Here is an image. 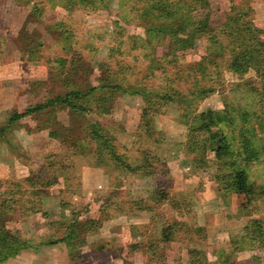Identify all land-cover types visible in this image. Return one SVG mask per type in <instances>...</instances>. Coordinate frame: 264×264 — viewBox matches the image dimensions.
Returning a JSON list of instances; mask_svg holds the SVG:
<instances>
[{"label": "rangeland", "instance_id": "1", "mask_svg": "<svg viewBox=\"0 0 264 264\" xmlns=\"http://www.w3.org/2000/svg\"><path fill=\"white\" fill-rule=\"evenodd\" d=\"M153 1L7 0V4L4 3L2 7L5 14L0 9L1 27L6 29L3 30L7 35L12 31L14 55L33 63V76L21 83L33 95L28 105L41 103L58 93L64 94L72 87L94 88L85 111L73 112L67 108L56 110V122L49 121L44 132L41 131L43 129L38 130L37 125L43 123L50 114L44 110L37 114H28L31 123L29 128L39 131L41 137H33L30 145L27 143L21 146L15 140L13 144L8 143L18 156L27 160L31 170L44 168L40 171V179H50L59 170H64L65 174L58 176L57 182L49 189L57 193L60 200L63 198L67 203L69 200L77 203L72 207L74 212L70 213L73 216L76 214V217H71L69 221L73 219L80 224L82 219L91 215L99 217L100 212L106 216L111 210L100 211L101 200L113 202V198L117 196L146 198L159 184L169 188L177 196L179 194V199H187L192 205L191 210L185 211L176 210L174 207L171 209V205L165 202L158 205L156 211L167 219H187L189 223H194L195 220L203 221L205 218L206 222H211V215H216L214 220L228 221L234 216L235 207L244 199V195L241 192H219L216 183L208 176L213 168L197 169L201 179L193 188L198 191L197 194H203L200 199L194 192L182 193L173 188L174 176L178 174L174 168L181 166L180 159L189 162L187 158H180L183 156L182 145L185 141L180 139H185L193 115L208 108L230 110V116L226 117L224 113L218 128L227 136L233 152H240L246 133L251 143L258 147L260 157L251 161L247 173L249 179L256 184L264 183V62L259 63L255 59L252 61L248 57L250 52L242 53L244 46L251 43L257 55H264V0H166L176 3L180 12H187L193 20L205 19L207 29H212L209 35L214 34L212 40H209L208 35L200 36L193 47L175 50L173 39L168 34L155 36L146 32L151 25L172 21V18L156 17L158 11L151 8ZM247 29L253 30L250 41L247 39ZM234 32L239 35V41L235 40ZM240 63L243 67L248 64L245 71L235 70ZM109 74L115 79L112 83L118 85L100 86L99 80ZM197 89L208 92L201 98L200 94L197 96L195 92L191 93ZM163 93L171 95L163 109L165 111L161 112L159 107V112L155 113V107H152L145 118L152 117L156 129H161L160 117L170 121L172 124L168 132L170 134L171 131L173 139L167 144L163 141L160 144L161 141L156 140L149 143L150 139L142 136V131L138 132V122L141 121L143 109L147 107L146 99L157 102L158 96ZM187 97L195 108L193 112L185 115L187 103L182 102V99ZM99 105L106 110L104 113ZM90 122L99 123L111 132L115 141H119L116 143L118 150L127 154V159L131 162H140L139 149L142 150L146 144L164 162L153 164L155 175L107 171L105 166L94 163L93 151L85 155L75 153L63 136L59 139L49 135V130L60 133L64 128L70 137H83L88 134ZM26 123L28 122H24L25 125ZM149 132H152L151 129ZM165 133L167 131L164 135ZM137 134L142 136L138 140L135 138ZM16 137L15 135V139ZM49 151H52L53 156L48 155ZM68 163L72 165V169L69 170V166L62 169ZM166 168L169 173L164 172ZM201 184L210 191L207 193L201 189ZM84 187H87V195L86 192L83 193ZM25 188L29 191L35 190L30 185ZM57 194L54 196L56 201ZM202 199L211 208L210 211L201 212ZM255 204L256 210L250 216L264 217V193L256 198ZM11 212L3 214L5 222V217ZM242 216L236 218L244 223L247 215ZM118 219L123 218L117 217L114 222L115 235L122 231L123 222L118 223ZM57 221L60 222L57 226L61 229H65L70 223L68 218ZM233 223L231 230L240 227ZM227 225L228 223L224 226ZM10 226L9 228L6 225L16 234L14 225L10 223ZM137 226H132L131 234L145 231L144 224ZM214 230L209 229L212 235L210 240L206 238L201 241L196 236L199 241L195 244L206 250L208 259L212 260L223 251L230 253L236 264H264L263 252L256 251V258H253L249 249L247 250L249 244L232 243L233 234L230 232L231 235L223 238L224 240L217 239ZM225 231H230V228ZM186 244V241L172 240L165 245H154L156 257H149L148 264H189ZM123 246L124 242H120V249ZM241 249L243 252L236 255L235 250ZM125 251L126 254L124 251L119 252L123 256L125 254L124 264H147L146 256L128 249Z\"/></svg>", "mask_w": 264, "mask_h": 264}, {"label": "trees", "instance_id": "2", "mask_svg": "<svg viewBox=\"0 0 264 264\" xmlns=\"http://www.w3.org/2000/svg\"><path fill=\"white\" fill-rule=\"evenodd\" d=\"M156 8L158 11L156 17L163 16L165 19L172 18V21L157 23L151 25L150 28L146 29L147 34L150 35H165L168 34L173 39V47L175 49L191 48L195 44V41L200 36L208 35L209 40L214 38V34L209 35L210 30L207 29V21L204 20H193L189 14L185 11L180 12V7L176 3L167 2L166 0H154L151 8ZM148 9L145 10L147 12ZM253 30L247 29V39L250 41L253 36ZM235 33V40L239 41L240 37ZM252 35V36H251ZM216 40V39H215ZM245 44H241L244 46ZM23 48V47H22ZM245 50L242 53L250 52L249 58L253 61L262 63L264 62V55H257L254 52V46H244ZM233 51L235 50L232 49ZM260 56V57H259ZM235 64V61H233ZM235 70L245 71L247 66L236 65ZM116 71H113V73ZM112 73V74H113ZM109 74L99 80L100 86H112L116 87L118 84L112 83L114 79L113 75ZM112 84V85H111ZM264 90V84L262 85ZM94 88L88 87V89H78L72 87L68 92L64 94H55L51 98H46L41 103H35L28 105L23 111L17 112L12 111L5 121L0 124V134L2 131L11 125H17L20 117L27 114H37L39 111L44 110L45 113H53L49 115L43 123L37 125V129L47 128L46 124L49 121L56 122L55 112L56 110L67 108L73 112H83L88 107L86 103L92 95ZM202 98L208 90L197 89L192 91ZM144 95V93H143ZM194 95V94H193ZM145 96V95H144ZM170 96L168 93H163L158 96L157 102H150L146 99L147 107L143 109L142 115L139 120V131H142V136L145 135L146 139L152 141H163L165 139L164 131L162 129H156L154 127V121L152 117L145 118L150 109L153 112H161L169 100ZM181 100V99H179ZM186 101L187 108L184 109V114H189L194 111V108L190 103L191 99L188 97L182 99V102ZM197 99L195 100V102ZM106 111L101 105L99 108ZM160 107V108H159ZM230 116V110L210 109L203 112H199L193 115L192 120L188 126V133L185 137V141L182 146V152L185 158L189 160L193 169H212L209 171V178L212 179L217 186V190L221 193L224 192H241L244 195V200L238 207V213H252L256 210L255 200L264 193V183L256 184L255 181L250 180L247 173V168L251 161L258 160L260 157V150L258 147L251 143L247 133L241 142V150L239 153H235L230 148V142L226 139V135L222 132L218 125L224 118ZM244 114V113H243ZM241 114V115H243ZM244 116V115H243ZM216 129H213V128ZM64 129V128H63ZM61 130L57 133L55 130H49V135L55 138L61 139L63 136L64 140H68L69 144L74 148L75 153L85 155L93 151L95 161L94 163L98 166H105L107 171L114 172H131V173H142L145 175H155V169L153 164H162L164 161L157 157V154L151 149L149 144H146L140 151V162H131L127 159V154H123L117 148L119 141H115L112 133L107 129H104L99 123L90 122L86 136L83 137H70L66 134L65 130ZM151 129V133L149 130ZM248 131V129H247ZM71 135V134H70ZM139 134L135 136L138 140L140 139ZM148 136V137H147ZM62 139V140H63ZM138 148V147H137ZM136 148V149H137ZM47 155V153H46ZM49 156H53L52 151H49ZM46 157V156H45ZM49 162V161H48ZM69 164V163H68ZM69 166V170L72 169V165L65 164L62 169ZM44 168L39 167L37 170H30L29 174L18 179H5L2 183L5 186L3 195L0 198V263L7 260L8 258L18 254L22 249L28 246V242L20 240L16 234L11 232L6 227L4 220V213L18 210L20 216H26L33 214L41 210L40 199L42 196L49 193V187L57 182L58 176L65 174L64 170H59L50 179L43 177L40 171ZM169 173L166 168L164 172ZM26 185L33 186L35 190L29 191L25 187ZM64 187H66L64 183ZM65 190V188H64ZM18 194V195H17ZM21 195V196H20ZM114 201L103 200L100 205V211L111 210L108 215L103 216L100 212L99 217L87 218L83 221H73L66 225L68 228L66 234L62 237L69 243V249H71V259L78 255V247L85 243V235L88 233L96 232L101 226L102 221L119 215L121 213L136 214V215H147L150 222L144 226L148 229L147 240L145 242H130L127 244L128 251H134L138 248H142L148 253L147 264L149 263V257H156L155 246L165 245L170 243L172 240L186 241V248L188 252L189 264H236V261L232 258L230 253L221 252L216 255L212 260L208 259L206 250L197 246L195 242L199 241L196 236L200 237L201 241L206 240L207 232L203 225L196 223H189L184 219L169 220L156 211V207L164 202H168L176 210L180 208L188 209V203L186 199H179L177 194L170 191L169 188H165L164 185L155 186L151 192H149L146 198L141 196H127L121 198L117 196L113 198ZM63 206L69 204L65 199H61ZM191 210V209H189ZM102 211V212H103ZM79 226H78V225ZM244 232L242 235L236 237L233 243H248L251 247L257 250H264V217H250L244 225ZM155 245V246H154ZM80 257V256H79ZM78 257V258H79ZM253 258H256L254 255ZM161 264V263H158Z\"/></svg>", "mask_w": 264, "mask_h": 264}, {"label": "crops", "instance_id": "3", "mask_svg": "<svg viewBox=\"0 0 264 264\" xmlns=\"http://www.w3.org/2000/svg\"><path fill=\"white\" fill-rule=\"evenodd\" d=\"M6 1L7 0H0L1 10L3 9L2 7L4 6V3ZM3 13L5 14V10L3 11ZM3 29L4 28L0 25V124L5 121V119L12 111L15 110L17 112H20L27 108L29 99L32 98L31 96L33 95H31L29 89H24L21 83H23V81H28L31 78L30 76H33L34 74V71L31 69V66H33L31 65L33 64L31 61H23L18 56L14 55L12 51V47L14 46L12 43V31L7 28L8 31L10 30V34L7 35V33L4 32V30L6 31V29ZM24 122L28 123H26L25 125ZM134 124H136V122ZM159 124L164 132L167 131V133H165V139L163 140V142L167 144L170 139H173V134L171 135V131L170 134L168 132V129L170 128V125L172 123L170 124V121H167L166 119H163V117H160ZM30 126L31 123L29 120V115L27 114L19 118L17 125L6 127L2 131V135L0 134V198L3 191L5 190V186L2 183L3 180L21 178L28 175L31 170L30 164L27 162V160H25L23 157L18 156L15 150H12L11 147L8 146L9 142H11L12 144L14 143L13 140H15V142H17L19 145L21 144V146L27 143L30 145L29 142L32 141L33 137H41L39 131L31 130L29 128ZM41 131L44 132V129ZM14 134L17 136V139H15ZM180 140L184 141V139L182 138ZM163 142L161 141L160 144H162ZM180 158L185 157L183 155ZM180 160L181 166H177L178 168H174V171H176L178 174L174 176L173 182L175 183V185L173 188L176 189L177 192L182 193L187 191H190L192 193L194 192L197 198L199 197L200 199L203 194H197L198 191L193 188V185L199 183V180L201 179H199L200 174L197 172V170L195 171L193 169L190 162H184L182 161V159ZM201 186V189L207 191V193L208 191H210L206 189V187L204 189L203 184H201ZM87 191V187H84L83 193L86 192L87 195ZM238 192L239 191H237V193ZM55 194L57 193L51 192V189H49V193L47 195H44L40 200L41 210L39 212L28 214L22 217L19 215L18 211H12L7 215V217H5L7 227L10 228V223H12L15 229V231H13L16 233L20 240L27 241L28 246L22 249L18 254L8 258L0 264H124V256L126 254L125 249H127V244H129L130 242L140 243L147 240V236L145 235L148 232V229H146L143 233L137 234H131L130 229H132V226L136 227L137 225H147L150 222L149 217L144 214L129 215L121 213L104 220L103 224H101L96 232L86 234L85 243L78 247L79 253L76 254L78 255V257H80L78 258L74 255V257H72L71 259V249H69V243L65 240H62V237L66 234L68 228L66 226L65 229H61L60 227H58V223L60 222L57 220H60L61 218H68L69 221L71 217H76V214H74L73 216V214L70 215V213L74 212L72 207L77 203L69 200V204L63 206L62 200H60L58 194L57 201L54 200ZM227 194L229 195V193ZM212 195L216 197V194L213 193ZM179 196L180 195L178 194V197ZM203 200L204 199H202L201 201V212L210 211L211 208H208L207 203H204ZM243 200L244 199H241V201L237 203L233 214L234 216H231V218L228 219V221L232 223L236 221V223L233 224H239L240 227H237L235 229L233 228V230H231L232 223L228 222L227 220L223 221L222 219L214 220L216 215H211V218L213 219L211 220V222H206V219L204 218L203 221L195 220L196 222L194 223L203 225L205 227L207 232V240H210L212 237L211 231H209V229H215V237L220 240H224L223 238H226L230 233H232L233 235H230L232 237L231 239L233 243V240L236 237L243 234L244 225L247 222H239L238 218H236L243 217L242 214H239L237 212L238 207ZM102 201L103 200H101L100 203ZM187 203V207L189 210L191 209L192 205L188 200ZM170 208L173 209L172 206ZM182 209L183 211H185V208L183 207L177 210ZM200 209L198 210V212L201 215ZM244 214L247 215V220L252 217L250 216L251 213ZM92 216L93 215L87 218H93L94 216ZM115 217L123 218L121 220L118 219V223L123 222V225L121 226L122 231H119L118 235L116 234L119 238H117L114 231V228H116V223H114L116 221ZM77 218L81 219V217L79 216ZM186 221L189 220L186 219ZM227 223L228 225L224 226ZM221 224H223V226ZM143 227L146 228L145 226ZM219 227H222V229H219ZM229 228L230 231L226 232L225 229ZM120 242H124L125 246H123V249H120ZM247 250L252 257L257 254L255 253L256 251H258L259 253H264V250L254 249L250 245L247 247ZM123 251L125 252L124 256L123 253H119ZM134 251L135 253H139L144 257L146 256L147 260L148 253L145 252L142 248H138ZM235 251L237 255L242 253L243 249ZM256 264H258V262Z\"/></svg>", "mask_w": 264, "mask_h": 264}]
</instances>
